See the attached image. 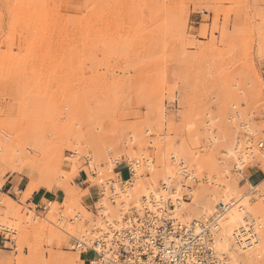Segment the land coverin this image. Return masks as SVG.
<instances>
[{"label": "rangeland", "instance_id": "obj_1", "mask_svg": "<svg viewBox=\"0 0 264 264\" xmlns=\"http://www.w3.org/2000/svg\"><path fill=\"white\" fill-rule=\"evenodd\" d=\"M192 15L202 17L199 34ZM258 142L264 0H0V264H90L93 251L75 250L68 233L84 240L81 233L94 230L90 243L103 225L99 208L111 204L92 187V173L118 187L117 166L136 159L147 161L136 169L140 186L121 201L163 194L190 222L234 198L264 221ZM169 169L176 178L162 187ZM184 169L196 170L197 180ZM11 175L28 181L26 192H3ZM213 177L218 185L208 186ZM176 188L179 209L168 196ZM44 191L61 195L31 205ZM205 192L215 198L202 213L196 200ZM119 201L108 218L119 219ZM258 232L261 248L249 257L216 247L243 264H264Z\"/></svg>", "mask_w": 264, "mask_h": 264}, {"label": "built area", "instance_id": "obj_2", "mask_svg": "<svg viewBox=\"0 0 264 264\" xmlns=\"http://www.w3.org/2000/svg\"><path fill=\"white\" fill-rule=\"evenodd\" d=\"M183 164L180 165L183 167ZM139 166L137 160L124 165L128 177L123 178L118 172L122 167L119 164L115 172L121 175L118 187L113 180L104 181L99 172L92 173L99 182L92 187L97 189L105 203L115 206L120 200V215L119 219H110L107 212L103 214V227L97 231L92 245L74 239L76 248L93 251L98 259L95 264H218L207 226L180 223L165 201L160 203L156 196H144L139 202L121 201L124 187L132 185ZM47 208L49 206L38 209L46 215ZM78 217L75 215V220Z\"/></svg>", "mask_w": 264, "mask_h": 264}, {"label": "bare ground", "instance_id": "obj_3", "mask_svg": "<svg viewBox=\"0 0 264 264\" xmlns=\"http://www.w3.org/2000/svg\"><path fill=\"white\" fill-rule=\"evenodd\" d=\"M249 125H246L245 124V130L247 131V133L249 135L254 136V134H252V133L249 132V131H253L252 130V127L249 126ZM251 136H248V140L246 141V144L247 145H250L251 143L252 144L254 143V142H251V140H249V139H251ZM256 146H257L258 149L261 150L264 147V142H258V143H256ZM239 147H240V145L237 143V146H236L235 150L239 149ZM122 157L123 156L120 155L118 158L121 159ZM174 157H176V155ZM136 160H137L138 163H141V164L143 162L145 164L147 163V161H140L138 159H136ZM242 161H243V157L242 156H239V158L236 159V163L238 162V164L240 162H242ZM178 162H180V161H178ZM181 163H182V160H181ZM238 164L234 165V169L232 170V173L233 174H237V175H241V173H239V172L244 168L243 167L244 164L242 163L241 167H238L237 168V165ZM150 169H148V170H150ZM189 170L187 169V170L183 171L182 173L188 174V176H190L191 178H195L196 177V179H197L198 177L195 176V174H197L196 170H194V169H189ZM169 171H170V169H169ZM179 171H180V169H179ZM113 172H114V166H113ZM168 173L170 175H167L166 176V180L167 181H165V183L163 184L162 187L170 186V182L174 178H176V175L177 174L175 172H173L172 170L170 172H168ZM93 179H94V177H93ZM204 179L206 180V183H209L210 180L208 178L205 177ZM213 179H215V182H212L210 184H207L208 186H217L218 185V179L215 178V177H213ZM94 180L96 182L95 185H97L99 183L98 180L97 179H94ZM133 181H134V183H132L131 186L126 187L123 190L124 191V194H126V196H127L126 198H128V196L130 197V195L133 196L134 194L137 193V190H138V188L140 186L139 185L140 181H139V175H138V173L133 177ZM183 183H184V181H183ZM185 186L186 185H184V187ZM238 186H239V184H238ZM186 187H187V189H185V190L188 191V189H190V186L187 185ZM164 191H166V188H164ZM238 191H240V190H238ZM179 192H180V190L176 188L172 193L169 192V194H168V196L170 198H173V202L172 203H173L174 206H176V209L181 208L182 206H184L183 204L185 203L184 202V199L181 198V196L178 194ZM120 193H121V191H120ZM147 193L148 194H146V195L143 194L141 196V198L144 197V196L147 197V198L150 197V196H156V197L159 198L160 203H162L165 200L164 199L165 198V195H163V194H156V192L152 193V192H148V191H147ZM247 194H249V192ZM141 198L138 199L137 202L141 201ZM214 198H215V194H211V196L208 195L206 192L200 194L198 200H196V203H197L196 204V208L197 209L200 208L201 211H202V213L209 212L213 208V199ZM103 200H105V199H103ZM202 200L204 201V203H202V205H201L200 202ZM243 204H245V203H243ZM200 205H201V207H199ZM44 206H46V205H44ZM246 206H247V203H246V205H241V201H239L238 199L237 200H235L234 198H231L229 200L222 199V200H220L216 204L215 210H214L213 213H211L209 215H204L202 218H200L198 220H193V221H190V222H186V221H184L183 219H181L178 216L177 213L180 212V211H177V210H176L177 212L174 211L173 216L176 217L179 220L180 223H183L186 226H190L193 223L194 224L201 223V225H203L204 227L207 226L206 228H207V230L210 231V236H211V240L210 241H211L212 246H213V249L215 251V254H216L215 255V258H216V261H217L218 264H243L242 261H240V260H234V259L231 258V256H228L226 253L220 252L217 249V247H216L217 246L216 242H219V248L221 250H224L225 251L230 246H234L235 249L238 250V254L247 253L246 255L248 257L250 256V252L251 251L254 252L257 249L259 250L261 248V240H262V238H261V235L258 232V230L259 231H263L264 230V221H261V220H258L257 218H255V216L250 211H248V209L246 208ZM111 207L114 208V206H111V205H109V206L106 205L105 206L102 203V205H101L100 208L103 210V211L102 210L101 211L106 214V212H112L111 211L112 210ZM115 208H116V206H115ZM47 209L48 210H47V213L46 214H48L49 211H50V208H47ZM175 212H176V214H175ZM102 227H103V225H102ZM102 227H100V228H102ZM219 231H220V233H219ZM68 234L72 238L77 239V237H75L74 235H72L70 233H68ZM81 234H82L81 237L84 239L83 240L84 242H86V240L87 241H90V237H88V236H92L94 234V230L93 231L92 230L89 231L87 229V230H84ZM93 240H92V242H93ZM92 242H90V243L87 242V243H88L89 246H91L92 245ZM74 246H75L74 247L75 250L81 251V252H86V251L80 250V248L77 249L76 248V245H74ZM93 259H95V260H93ZM93 259L91 261H89L90 264L91 263L92 264L97 263V260H98L97 257L95 256V258H93Z\"/></svg>", "mask_w": 264, "mask_h": 264}, {"label": "crops", "instance_id": "obj_4", "mask_svg": "<svg viewBox=\"0 0 264 264\" xmlns=\"http://www.w3.org/2000/svg\"><path fill=\"white\" fill-rule=\"evenodd\" d=\"M202 23V17L199 15H192L191 16V20H190V27L194 29V32H196L197 34H199V30H200V25ZM125 168H120L119 169V173L122 175V177L124 178V175L122 173V170ZM127 175V173H126ZM127 178V177H126ZM83 182H77L76 185H82ZM27 186H28V181L25 180L24 177H21L19 175H11L9 177H7L6 179V183H5V190H3V192H11L13 191V196L15 195V191L14 190H19L20 193H24L27 190ZM61 195V193L59 191L55 192V193H48L46 191L41 192V193H35L32 196V200L30 201V204L33 205L34 201L37 200L39 204H42L41 199L43 197H47L49 199L52 200H58ZM60 243H56V245H59ZM60 246H64L63 244H61Z\"/></svg>", "mask_w": 264, "mask_h": 264}]
</instances>
